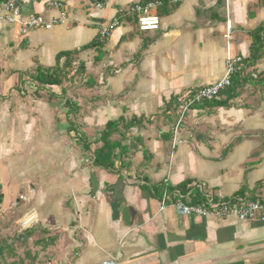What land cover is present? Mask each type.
I'll return each instance as SVG.
<instances>
[{"label": "crops", "instance_id": "1", "mask_svg": "<svg viewBox=\"0 0 264 264\" xmlns=\"http://www.w3.org/2000/svg\"><path fill=\"white\" fill-rule=\"evenodd\" d=\"M20 1L30 8L24 15L57 18L54 2L67 14L63 24L27 35L0 23V161L15 188L35 186L23 197L22 223L60 234L46 264H264V224L180 217L160 210L154 191L168 180L197 199L201 189L264 200V46L252 57L263 0H228V11L226 0H161L157 31L139 32L127 20L99 61L98 50H80L97 40L98 26L148 0ZM68 52L87 87L33 82L38 67L63 68L57 55ZM228 55L243 59L236 99L192 107L175 132L180 102L219 80ZM120 118L141 120L110 137L127 154L117 150L113 168L95 167L105 125Z\"/></svg>", "mask_w": 264, "mask_h": 264}, {"label": "built area", "instance_id": "2", "mask_svg": "<svg viewBox=\"0 0 264 264\" xmlns=\"http://www.w3.org/2000/svg\"><path fill=\"white\" fill-rule=\"evenodd\" d=\"M179 0H173L178 3ZM53 7L60 11L57 18L46 20L38 14L24 15L20 6L13 0L0 1V23L17 25L22 35H27L31 31L38 29L50 30L56 25L67 21V14L60 2L52 3ZM161 0H148L144 3H134L127 8L120 10L111 20L103 22L97 29V40L101 45H105L111 36V33L124 24L127 20H132L139 32L157 31L160 27L161 18L158 14L163 7ZM96 8H102V4H97ZM226 9L228 11V0H226ZM264 13V0L262 2ZM228 18V14H227ZM264 26V20H263ZM231 31L230 21L227 20V37ZM243 64V59L239 56L228 55L225 62L223 76L215 83L201 87L190 93L179 104V118L174 127L177 132L183 123L186 112L192 107L212 102L216 100L223 91L232 86V79L238 73ZM79 69L77 62L71 64L70 76H74ZM162 191L159 196V208L165 210L168 207L175 209L180 217L199 216L203 218L213 217L216 220H235L238 222L261 223L264 224V200L250 199L246 197H224L222 195L207 194L200 189V203L193 201L192 195H186L178 190H171L168 180L162 184ZM29 225L24 228H29ZM101 264H118L117 259L104 261Z\"/></svg>", "mask_w": 264, "mask_h": 264}, {"label": "rangeland", "instance_id": "3", "mask_svg": "<svg viewBox=\"0 0 264 264\" xmlns=\"http://www.w3.org/2000/svg\"><path fill=\"white\" fill-rule=\"evenodd\" d=\"M70 71L71 66L65 67L63 84L67 87L70 84L76 87L80 85L87 87V82L82 78V72L79 69L72 77ZM45 90L47 89L45 88ZM27 91L31 95L38 94L32 87H29ZM54 92L55 90H50L46 92V95H54ZM173 110H175L174 114H177L178 106L176 105ZM5 162L4 160L0 161V192L3 195L0 205V247L4 248L0 255V264H46L55 255L51 247H56L60 234L57 231L47 234L48 232L37 224L29 228L23 227V213L20 211L22 203H24L23 197L30 193L28 192L31 191L30 189L35 190V186L33 183H27L26 188L23 185L15 188L13 177L9 178ZM5 197H7L6 200ZM20 235H23V238L16 241ZM7 244L13 245V248L6 249Z\"/></svg>", "mask_w": 264, "mask_h": 264}, {"label": "trees", "instance_id": "4", "mask_svg": "<svg viewBox=\"0 0 264 264\" xmlns=\"http://www.w3.org/2000/svg\"><path fill=\"white\" fill-rule=\"evenodd\" d=\"M264 32L263 27H259L255 32H253V54L252 57L255 59L257 57V52H259L263 46V40H262V33ZM86 49H96L98 50V56L96 58L97 61H99L102 57V45L98 42V40H93L89 44L83 46L80 50H86ZM75 53L68 52V53H60L57 55V63L61 60L62 57L66 58L65 64L63 68H60L58 65L52 68H42L38 67L36 71L31 74V79L33 82H35L39 87L46 88V87H57L60 86L63 83V76L65 75V67L71 66V63L73 61V56ZM80 71L83 70V66H80ZM239 72V71H238ZM239 76L238 74L235 75L232 79V86L227 88L225 91H223L220 95V97H224L220 100H214L210 103L206 102V107H228L230 106V101L236 99L238 96L237 92V85L239 83ZM70 107V106H69ZM70 113V112H69ZM141 120L137 118H132L129 122H126L124 118H120L117 121H109L106 125L104 130L101 133L100 136V143H102V146L100 148H97L94 150V160L93 164L95 167L101 168V169H110L114 167V158L116 156V151L119 150L121 155L124 156L127 154V148L122 147L120 143L111 141L110 137L119 131V127L122 126L124 129H130L133 127H137L140 124ZM91 143L85 142V146L89 147ZM184 186H186V183H183V185L179 186L180 189H184ZM155 195L158 197L161 194L162 187L158 186L155 188ZM191 195H194L192 193ZM197 195H194L193 201ZM3 200V195L0 192V205ZM203 200L201 198H196V203H200ZM195 202V201H194ZM45 231V230H44ZM42 230V232H44ZM30 232V231H29ZM28 232V233H29ZM6 249H12L13 245L7 244L5 246ZM3 247H0V255L3 252Z\"/></svg>", "mask_w": 264, "mask_h": 264}, {"label": "water", "instance_id": "5", "mask_svg": "<svg viewBox=\"0 0 264 264\" xmlns=\"http://www.w3.org/2000/svg\"><path fill=\"white\" fill-rule=\"evenodd\" d=\"M13 1H14V3L16 5L20 6L23 11H28L30 9L27 6L28 4L26 5V4L22 3L20 0H13ZM21 238H23V235L18 236V238L16 239V241H19Z\"/></svg>", "mask_w": 264, "mask_h": 264}]
</instances>
